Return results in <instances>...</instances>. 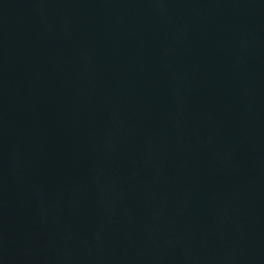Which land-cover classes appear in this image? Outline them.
I'll list each match as a JSON object with an SVG mask.
<instances>
[{"label": "water", "instance_id": "1", "mask_svg": "<svg viewBox=\"0 0 264 264\" xmlns=\"http://www.w3.org/2000/svg\"><path fill=\"white\" fill-rule=\"evenodd\" d=\"M0 174L116 264H264V0H0Z\"/></svg>", "mask_w": 264, "mask_h": 264}]
</instances>
